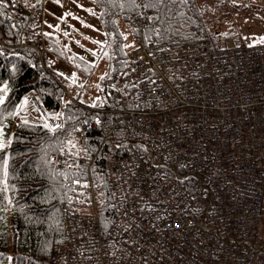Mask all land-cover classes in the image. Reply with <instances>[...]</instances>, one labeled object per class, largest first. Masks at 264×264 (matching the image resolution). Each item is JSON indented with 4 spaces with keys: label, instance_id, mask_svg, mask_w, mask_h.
Here are the masks:
<instances>
[{
    "label": "built area",
    "instance_id": "built-area-1",
    "mask_svg": "<svg viewBox=\"0 0 264 264\" xmlns=\"http://www.w3.org/2000/svg\"><path fill=\"white\" fill-rule=\"evenodd\" d=\"M0 7L17 23L19 46L45 67L43 7ZM148 21L141 2L131 27L141 33ZM132 44L113 82L115 107L67 94L91 115L73 135L76 151L51 162L84 170L89 200L85 210L62 204L54 264H264V43ZM98 162L114 211L107 228L92 178Z\"/></svg>",
    "mask_w": 264,
    "mask_h": 264
},
{
    "label": "trees",
    "instance_id": "trees-1",
    "mask_svg": "<svg viewBox=\"0 0 264 264\" xmlns=\"http://www.w3.org/2000/svg\"><path fill=\"white\" fill-rule=\"evenodd\" d=\"M94 2L99 7L106 34L113 36L116 46L123 43L116 19H127L138 13V0ZM143 3L150 17L141 33L144 41L174 47L206 40L215 43L213 34L202 22L195 0H144ZM0 32L3 36L0 40V127L3 131V145L0 147V264H54L64 242L60 206L67 203L75 210L83 209L88 194L84 170L79 173L57 171L50 158L58 152H69L74 131L91 114L88 109H75L67 104L63 124L57 129L51 130L43 122L33 119L23 121L15 128L17 110L27 95L33 94L43 110L55 114L63 105V91L43 70L35 51L19 46L16 22L1 7ZM229 44L227 41L223 46ZM113 54L115 58L109 66L111 74L109 71L102 80L104 107H115L111 97L112 84L126 64V51L118 47ZM52 73L61 77L57 72ZM94 142H99L97 136L89 145V151L96 149ZM92 178L100 203V217L107 228L113 221L114 211L99 162L92 169Z\"/></svg>",
    "mask_w": 264,
    "mask_h": 264
},
{
    "label": "rangeland",
    "instance_id": "rangeland-1",
    "mask_svg": "<svg viewBox=\"0 0 264 264\" xmlns=\"http://www.w3.org/2000/svg\"><path fill=\"white\" fill-rule=\"evenodd\" d=\"M33 1L44 9V33L53 68L46 67L51 70L48 74L55 83L62 77L66 88L85 105L93 106L101 102L105 90L102 80L110 71L109 66L115 58L114 50L118 47L124 52L131 49L129 41L133 31L129 25L130 16L116 19L123 36V43L116 46L113 36L107 35L103 29L100 10L94 0ZM195 1L203 24L213 34L212 38L218 46L227 41L234 46L264 43V0ZM81 65L87 67L86 70ZM52 71L61 77H56ZM60 89L64 94L63 87ZM64 110L61 105L55 114H48L37 98L29 94L17 110L14 127L28 119L41 121L47 126L44 114L51 119L48 122L60 126ZM2 145L3 131L0 127V147Z\"/></svg>",
    "mask_w": 264,
    "mask_h": 264
},
{
    "label": "water",
    "instance_id": "water-1",
    "mask_svg": "<svg viewBox=\"0 0 264 264\" xmlns=\"http://www.w3.org/2000/svg\"><path fill=\"white\" fill-rule=\"evenodd\" d=\"M230 46H232V45H230Z\"/></svg>",
    "mask_w": 264,
    "mask_h": 264
}]
</instances>
